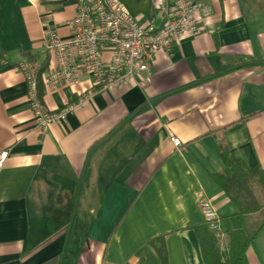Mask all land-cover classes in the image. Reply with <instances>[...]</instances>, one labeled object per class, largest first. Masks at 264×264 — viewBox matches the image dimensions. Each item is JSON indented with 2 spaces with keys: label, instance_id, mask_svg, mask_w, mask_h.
<instances>
[{
  "label": "crops",
  "instance_id": "0c3cea01",
  "mask_svg": "<svg viewBox=\"0 0 264 264\" xmlns=\"http://www.w3.org/2000/svg\"><path fill=\"white\" fill-rule=\"evenodd\" d=\"M76 1L0 0V264H142L137 251L158 237L165 264H206L203 199L219 248L242 215L244 264H264V0H197L211 12L200 35L157 53L149 85L97 93L42 133L19 65L37 71L49 111L91 92L88 79L42 85L44 32L69 38ZM122 1L161 24L158 0Z\"/></svg>",
  "mask_w": 264,
  "mask_h": 264
},
{
  "label": "built area",
  "instance_id": "2783aa9c",
  "mask_svg": "<svg viewBox=\"0 0 264 264\" xmlns=\"http://www.w3.org/2000/svg\"><path fill=\"white\" fill-rule=\"evenodd\" d=\"M162 22L143 25L122 0H77V12L70 22L71 36L62 38L57 30L44 32V48L51 55V65L43 75L45 90L62 85H76L88 79L91 92L77 102L49 111L39 99L37 71L19 65L28 86V101L35 125L44 133L53 124L66 122L75 109L91 101L97 93L129 85L142 78L139 85L152 81L151 67L159 52L170 53L186 37L200 35V22L210 15V8L197 0H158ZM176 149L181 141L173 138ZM10 153L0 152V173ZM204 220L213 233L220 230L219 216L208 199L201 200Z\"/></svg>",
  "mask_w": 264,
  "mask_h": 264
},
{
  "label": "trees",
  "instance_id": "16d2710c",
  "mask_svg": "<svg viewBox=\"0 0 264 264\" xmlns=\"http://www.w3.org/2000/svg\"><path fill=\"white\" fill-rule=\"evenodd\" d=\"M233 222L234 228L228 232L230 242L227 251L219 248L218 237L210 231L207 223V226L197 229L206 264H244V254L252 242L253 236L246 231L242 215L233 216ZM164 250V238L158 237L151 240L147 247L137 251V255L142 260V264H155L157 258H160L165 264L166 254ZM53 262L50 260L45 264H54Z\"/></svg>",
  "mask_w": 264,
  "mask_h": 264
},
{
  "label": "rangeland",
  "instance_id": "374dc122",
  "mask_svg": "<svg viewBox=\"0 0 264 264\" xmlns=\"http://www.w3.org/2000/svg\"><path fill=\"white\" fill-rule=\"evenodd\" d=\"M159 16H160V17H159ZM161 17H162L161 15H158V18H161ZM159 21H160V20L157 21V24H159Z\"/></svg>",
  "mask_w": 264,
  "mask_h": 264
}]
</instances>
